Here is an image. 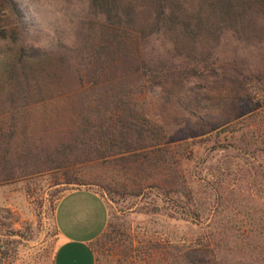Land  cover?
Listing matches in <instances>:
<instances>
[{"label": "rangeland", "instance_id": "374dc122", "mask_svg": "<svg viewBox=\"0 0 264 264\" xmlns=\"http://www.w3.org/2000/svg\"><path fill=\"white\" fill-rule=\"evenodd\" d=\"M19 1L27 13L21 43L55 61L46 94L92 92L107 81L88 76V43L103 21L90 0ZM257 25L251 38L225 29L217 39L206 36L193 46L176 48L165 35L146 40L143 56L157 73L181 83L173 94L160 84L145 87L132 94L131 103L164 127L167 145L185 151L189 198L164 194L157 187L166 188L164 181L150 180L140 160L126 165L128 173L121 171V159L110 166L105 160L77 165L115 188L109 193L98 180L87 184L104 195L108 225L116 229L113 241L94 244L96 264H192L182 253L198 246L210 251L202 264H264V18ZM0 47L7 41L0 39ZM118 74L111 82L118 83ZM22 91L25 97L0 93V114L33 106L38 95ZM66 102L51 124L40 123L29 134L41 146L72 134L77 104ZM22 139L14 136L15 155ZM135 169L137 182L131 180ZM32 172L0 180V264H53L59 201L53 198L77 184L65 183L61 170ZM139 186L141 193L131 194Z\"/></svg>", "mask_w": 264, "mask_h": 264}, {"label": "trees", "instance_id": "16d2710c", "mask_svg": "<svg viewBox=\"0 0 264 264\" xmlns=\"http://www.w3.org/2000/svg\"><path fill=\"white\" fill-rule=\"evenodd\" d=\"M90 1L103 21L88 43L91 63L88 76L103 75L107 81L101 80L100 87L92 92L83 90L67 95L65 89L44 92L46 87L43 86L49 85L53 74L49 67L55 61L40 48L21 43L27 18L21 2L0 0V39L7 41V47H0V93L8 98L16 94L25 97L22 90L30 89L38 95L33 106L0 114V180L19 178L34 173L32 171L61 170L65 183L77 185L63 187L53 200H60L68 191L82 187L104 197L98 188L87 184L98 180L107 192L115 193L112 184L103 183L95 178V172L91 175L87 168L77 165L105 160L110 166L115 159H121V171L128 173L130 167L126 165L140 160L142 171H147L150 180L164 181L166 188L157 186L164 194L189 198L188 181L182 170L185 151L178 145V150L167 145L164 127L131 103L132 94L145 87L160 84L173 94L181 83L180 79L169 80L157 73L155 66L143 56V45L150 37L165 35L176 48L185 42L193 46L206 36L217 39L225 29H230L238 38H251L257 23L264 18V0ZM117 73L118 83L111 82L110 77ZM109 93H114L113 97ZM69 99L77 104L70 126L73 135L56 137L52 146L50 143L41 146L29 134L40 123L51 124L55 114L64 111ZM35 109L36 116L32 114ZM16 134L23 137L17 155L13 153ZM15 165L20 169H15ZM138 170L131 176L132 181L137 182ZM143 188L139 186L131 194L139 195ZM196 214L194 210V216ZM107 227L108 230L93 242V248L96 242L114 240L116 229ZM209 252L198 246L193 250L185 249L182 254L188 263L202 264L208 261Z\"/></svg>", "mask_w": 264, "mask_h": 264}, {"label": "crops", "instance_id": "0c3cea01", "mask_svg": "<svg viewBox=\"0 0 264 264\" xmlns=\"http://www.w3.org/2000/svg\"><path fill=\"white\" fill-rule=\"evenodd\" d=\"M110 218L106 199L82 187L64 194L55 210L57 245L53 264H96L93 242L105 231Z\"/></svg>", "mask_w": 264, "mask_h": 264}, {"label": "clouds", "instance_id": "9594fccd", "mask_svg": "<svg viewBox=\"0 0 264 264\" xmlns=\"http://www.w3.org/2000/svg\"><path fill=\"white\" fill-rule=\"evenodd\" d=\"M36 46H39V44L37 43V45Z\"/></svg>", "mask_w": 264, "mask_h": 264}]
</instances>
